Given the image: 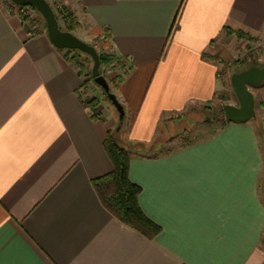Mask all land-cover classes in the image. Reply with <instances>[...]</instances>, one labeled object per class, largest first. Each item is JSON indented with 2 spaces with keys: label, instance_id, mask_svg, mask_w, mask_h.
<instances>
[{
  "label": "crops",
  "instance_id": "crops-1",
  "mask_svg": "<svg viewBox=\"0 0 264 264\" xmlns=\"http://www.w3.org/2000/svg\"><path fill=\"white\" fill-rule=\"evenodd\" d=\"M65 2L83 28L76 36L99 38L120 59L113 93L126 112L123 144L150 146L164 125L228 92L237 34L264 42V0ZM82 87L48 36L27 38L0 4V264H264L257 122L133 151L130 180L160 229L149 239L113 217L92 187L113 170L103 144L116 115L93 119ZM253 89L262 121L264 84Z\"/></svg>",
  "mask_w": 264,
  "mask_h": 264
},
{
  "label": "rangeland",
  "instance_id": "rangeland-1",
  "mask_svg": "<svg viewBox=\"0 0 264 264\" xmlns=\"http://www.w3.org/2000/svg\"><path fill=\"white\" fill-rule=\"evenodd\" d=\"M4 4H7L8 0H2ZM54 12L57 16L59 24L64 31H68L72 28H75L74 34H79L83 29L81 24L79 23L77 17L74 12H72L65 0H47ZM1 2V1H0ZM27 16L29 21H24L22 18L17 16H11L7 12L6 14L9 17L18 18L21 23L26 27L27 30V38H35L42 35H47L45 22L33 8H28ZM68 14H71L74 19V23L71 24ZM31 34V36H29ZM79 37V35H78ZM91 42H88L90 45L94 46L96 50L102 51L100 45V39H91ZM104 51V50H103ZM107 54L112 55L108 52ZM63 56L67 61L72 63V65L77 68L78 72H81V78L83 80V87L81 89L80 95L84 102H88L94 99H97L99 104L97 106L96 112L97 116L101 117V113L111 112L110 104L106 100H104L102 96V92L99 88H97L92 81V78L89 76V73L92 68V64L90 61L85 60L83 57H77L78 54L76 52L71 51H62ZM230 58L228 65H225V75H227V87L229 91L223 94L225 100L221 99L222 94L216 96L212 102L203 106H192L187 112H185L181 117L174 120L173 123L167 124L166 130L171 132L172 141L177 140L179 144H187L189 142L198 141L204 139L209 136L212 132L216 131L221 127V109L226 105H236V98L234 96L231 84L230 77L233 71L239 67H247L250 65H264V42H257L255 40H246V39H238L236 44H234L230 51ZM116 70H119V65H112L109 68H102V75L107 79L112 92L115 91V87L117 85V75ZM124 73V74H123ZM125 71H122L121 74L125 75ZM122 75V76H123ZM252 91H256L253 89ZM115 114V113H114ZM116 126H117V118L114 117ZM262 123V122H261ZM263 128V125H261ZM170 136V135H169ZM168 135L164 138L166 141L169 137ZM262 149L264 150V137L261 138ZM170 148V147H169ZM264 243V241H263Z\"/></svg>",
  "mask_w": 264,
  "mask_h": 264
},
{
  "label": "trees",
  "instance_id": "trees-1",
  "mask_svg": "<svg viewBox=\"0 0 264 264\" xmlns=\"http://www.w3.org/2000/svg\"><path fill=\"white\" fill-rule=\"evenodd\" d=\"M68 17L70 23L73 24L74 23L73 16L71 14H68ZM67 32L74 34L75 28L72 26V28ZM232 35L234 34L232 33ZM237 38L240 40L242 39H246L248 41L253 40L252 38L246 36L245 34H240V33L237 34ZM71 52H76L78 54L77 57L84 56L83 58H85V60L87 61H90V63L93 66V61L90 58V56L79 51H71ZM98 53L101 64L100 66L101 75L103 74L102 68H109L112 65L116 66V65H120L121 63L118 57L111 56L103 50L99 51ZM252 66H258V65H250L247 67L239 66L233 71V73L242 72ZM263 66L264 65H261L260 67ZM79 74L81 76V72H79ZM125 74H127V72ZM89 76L92 78L91 71L89 73ZM116 81H117V85H116L117 87L119 84L123 82V77H118ZM102 96L104 100H106V95L103 93V91H102ZM224 96L227 95L222 94L221 96L222 100H225ZM80 98H82L81 95ZM84 103L89 108L92 118L98 119L99 117L97 116V112H96L97 106L99 104L98 100L94 99ZM220 116L222 122L221 127H224L226 124H228L225 118L224 107L221 109ZM118 124L119 123H117V126ZM256 124H258V132L260 137L261 138L264 137V119L262 121L258 120ZM261 125H263V128ZM166 128L167 125H164V127H162L160 134L158 135V138L150 146H146L139 143L123 144L121 141L125 133V123L119 131L117 130V127L115 130L109 131L107 133L103 147L105 153L112 162L113 170L111 173L92 181V187L96 195L98 196L102 206L123 225L139 232L140 234L144 235L149 239L156 237L160 233V229L144 215V213L140 208L139 197L142 190L139 186L133 184L130 180L129 177L130 161L133 151H138L140 153H143L144 155H148L153 153L152 151L155 149V147H158L169 141H172L173 136L171 135V132H169V130L168 131L166 130ZM167 135L170 136L166 141H164V138ZM191 143L192 142H189L187 144H191ZM169 151L170 150L164 149L161 153L169 152Z\"/></svg>",
  "mask_w": 264,
  "mask_h": 264
},
{
  "label": "water",
  "instance_id": "water-1",
  "mask_svg": "<svg viewBox=\"0 0 264 264\" xmlns=\"http://www.w3.org/2000/svg\"><path fill=\"white\" fill-rule=\"evenodd\" d=\"M15 5L34 8L46 23L47 36L51 44L60 51H79L93 61L91 75L93 84L103 91L106 101L113 109L119 131L125 123L126 112L117 96L111 92V87L104 76L100 73V57L96 48L76 35L64 31L56 17V14L47 0H11ZM230 84L236 98V105L224 106L225 118L228 123H245L258 121L255 110V97L251 89L264 84V66H252L247 70L231 75Z\"/></svg>",
  "mask_w": 264,
  "mask_h": 264
},
{
  "label": "built area",
  "instance_id": "built-area-1",
  "mask_svg": "<svg viewBox=\"0 0 264 264\" xmlns=\"http://www.w3.org/2000/svg\"><path fill=\"white\" fill-rule=\"evenodd\" d=\"M0 1H1L0 4L2 5L4 11L7 12L9 15L17 16L19 18H22L24 21H29L28 20L29 16H27V12L26 11H28V8H30V7L17 6L11 0H8L9 2L7 4H4V2L2 0H0ZM54 1H59V0H54ZM29 36H31V34H29Z\"/></svg>",
  "mask_w": 264,
  "mask_h": 264
}]
</instances>
